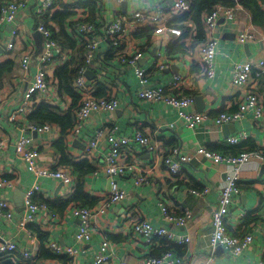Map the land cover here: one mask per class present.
<instances>
[{
	"label": "crops",
	"instance_id": "1",
	"mask_svg": "<svg viewBox=\"0 0 264 264\" xmlns=\"http://www.w3.org/2000/svg\"><path fill=\"white\" fill-rule=\"evenodd\" d=\"M14 1L16 0H0L2 4ZM43 1L28 0L26 7L18 10L15 22L4 24L0 29V64L7 61L14 63L13 73L0 78V142L3 144L0 149V178L14 181V185L0 188V199L12 201L15 206L12 219L0 217V241L16 240L20 250L32 251L35 255L33 264L69 261L67 256L55 255V259L40 257L41 249L45 248L50 252L49 246L54 242L77 249L78 264H95V258L105 240L111 243L113 249V259L108 264H120L122 261L145 264L148 258L162 255L165 251L161 253V249L164 248L180 257L183 264H203L211 254L212 215L220 203L227 166L208 159L199 150L204 148L225 153L223 150L231 146L226 140L244 132L248 139L238 145L240 150L264 151V115L255 118L253 114H249L241 121L224 124H235V129L232 126L223 129V126L215 124L216 117L221 113L236 112L247 94L253 90L258 93L259 101L264 105L262 81L257 84L249 82L242 88L235 87L232 83L236 62L256 64L264 60V28L254 25L253 14L240 4L235 6L234 20L222 17L213 33L218 43L215 77L207 78L201 58L202 45L211 38L204 22L207 13H203L201 18L204 30V33H201L191 14L180 16L172 14L170 7L176 0H127L123 3H116L114 0H53L54 6L43 16L44 18L36 14ZM190 1L192 4V0ZM262 1L264 9V0ZM86 2L92 3L93 8L86 7L84 5ZM67 7L73 8L71 11L74 12V16L63 22V29L64 33L67 32L70 37L77 40V47L86 46L84 43L86 39L75 32L76 26L72 29L73 22L78 24L92 19L93 23L104 31L117 17H129L138 10L154 14L160 9L164 15L172 17L173 21L166 22L163 19L155 27L146 25L133 31L126 29L123 32L124 38L120 49L129 56L143 54L138 60V66L145 70L149 87H168L175 78L171 68L176 66L178 75L185 80L183 93L191 95L194 99L201 97L205 108L203 113L209 116L205 123L191 130L186 127L185 121L178 117L177 112L164 102L139 99L141 85L133 68L120 63L119 60L116 62L114 57L110 56L113 50L111 51L109 45H102L99 48L97 57L90 63L93 67L87 68L95 73L93 80L87 78L93 96L117 97L121 103L114 113H95L78 133L66 135L68 158L74 162L85 160V150L94 132L115 124L125 135H132L133 126L143 130L158 144L161 158L178 147L181 154L189 155L192 160L184 166L180 175L171 176L161 161L155 166L150 155L148 153L140 155L138 151L140 148L137 147L138 159L156 167L150 176L151 185L135 186L131 176L110 179L103 171L86 174L84 192L88 194V199L85 203L91 204L85 206L91 213L89 222L92 234L87 242L77 241L76 235L81 220L72 210V206H75L71 205L73 202L64 208L60 207L63 201L68 200L78 190L79 184L78 175L73 169L61 164L62 153L55 146L61 138V131L58 126L52 125L54 130L50 132L33 133L30 125L37 124L28 119L35 107L42 102L51 104L60 112H66L73 106L72 97L61 92L59 81L56 76L54 77L56 68L62 64L64 57L72 53L71 50H63L61 62H55L48 68L50 83L48 91L35 96L33 104L26 112L16 113L24 105L26 91L46 51L45 38L37 27L43 22L61 45V39L57 36L61 31L60 24L53 16ZM217 7L220 6L214 8ZM179 18L181 22L178 21ZM172 24L183 30L181 38L171 35L165 29ZM15 29L19 30L16 49L8 51L7 43ZM137 33L139 36L135 37ZM241 33H251L255 39L241 43L238 41V35ZM26 52L31 55V60L28 69L25 70L20 59ZM105 59L108 62H105ZM165 62L169 68L161 70L159 66ZM98 92L100 96H97ZM79 98L78 103L82 99L81 94ZM190 110L201 113L196 101ZM14 114L16 118L13 120L11 117ZM22 136L32 139V146L39 154L35 160L38 167L62 169L69 174V181L36 177L19 159L16 152V143ZM100 146L101 149L97 152L98 160L106 152L103 144ZM239 186L240 194L226 216L227 230L231 236L251 234L253 241L237 257L225 250L215 254L218 264L264 262V161L251 163L241 173ZM33 187H38L35 200L45 204L47 211L39 213L36 220L28 226L32 232L30 236L31 233L18 229L24 210L18 212L15 198L19 199L22 197L21 192L25 195V192ZM113 188L126 191L127 197L122 201L107 204V194ZM205 188L209 189L205 196L190 193L192 189L201 191ZM159 201L177 215L190 211L192 218L184 226L172 224L164 217L158 205ZM135 220H147L153 226L164 227L177 236L189 237L190 242L181 246L163 237L156 238L152 245L143 241L138 242L130 227ZM171 245L175 248H168ZM14 257L0 258V264H21L20 260Z\"/></svg>",
	"mask_w": 264,
	"mask_h": 264
},
{
	"label": "built area",
	"instance_id": "2",
	"mask_svg": "<svg viewBox=\"0 0 264 264\" xmlns=\"http://www.w3.org/2000/svg\"><path fill=\"white\" fill-rule=\"evenodd\" d=\"M28 0H16L11 3L3 4L0 8V29L4 24H11L17 19L16 15L19 9L26 7ZM116 3H123L127 0H114ZM238 1V0H235ZM54 6L53 0H44L41 6L36 10V14L43 17ZM191 7L190 0H176L170 7L174 16H180L188 13ZM236 16L235 7H217L214 8L205 18V28L209 32L211 38L202 45L201 58L204 65V72L207 78L215 77V57L217 53V40L213 33L219 22L224 17L228 20H234ZM171 22L172 17L164 15L163 11L158 9L154 14L144 12L141 10L133 12L129 17H117L114 21L107 25L104 31H101L97 25L90 21H81L77 26L78 32L86 37L87 42V56L86 61L90 64L96 57L99 48L102 45H110L113 50V57L116 62L131 66L139 78L141 90L138 92V98L144 101L164 102L172 107L180 119L184 120L188 129L194 130L205 123L209 116L205 113H197L191 111L195 99L190 95L183 93L184 78L180 75H175L168 87H149V82L144 69L138 66V60L143 57L142 53H137L133 56L127 55L120 49L123 41V32L128 29L133 31L141 26L151 25L155 27L161 23L162 20ZM171 35L181 38L183 30L179 26L172 24L165 28ZM37 30L44 36L46 42V51L40 59L37 73L35 74L31 85L28 87L24 105L19 108L16 113L26 112L30 105L33 104L35 96L44 94L49 88L48 68L61 62L64 56L63 48L54 38L52 31H50L44 23L38 25ZM13 36L7 43V50L12 51L16 49V39L19 36V30L13 31ZM255 39L251 33H241L238 35V41L247 43ZM31 55L26 52L20 61L22 67L26 70L29 67ZM161 70L169 68L167 62L159 66ZM88 69L83 67L78 76L73 81V86L81 94V101L75 109V125L71 134L78 133L87 123L88 119L95 113H114L120 106L121 101L117 97H102L97 98L93 96L91 85H89L86 77ZM262 81L261 89L264 92V60L256 64L239 63L234 64L232 83L235 87H245L249 82L257 84ZM253 114L255 118H261L264 115V105L259 101L258 93L251 91L247 94L246 99L239 105V108L234 113H221L215 119V124L223 126L227 123L241 121L246 115ZM15 114L11 119H15ZM133 128L132 135H125L120 132V129L115 125H108L99 128L94 132L86 147L85 157L88 161L96 166V173L103 171L110 179L123 178L131 176L135 186L151 185L150 176L156 169L159 161L162 162L166 172L171 176H178L182 173L186 164L191 162L192 158L189 155L181 154L178 147L173 148L170 153L163 158L160 156V148L149 135L143 130L136 127ZM30 130L33 133L50 132L54 130L52 125H30ZM248 139L246 133H240L236 136L229 137L226 142L231 146H238ZM103 144L105 153L102 158L98 160L97 152L101 149ZM3 144L0 142V149ZM140 148L139 154H149L155 166L146 164V161L138 159L136 149ZM16 152L20 160H22L30 169V171L38 178H49L58 181L68 182L69 174L62 169H49L38 167L35 160L39 154L37 149L32 146V139L22 136L16 143ZM208 159H213L216 162L224 163L228 169L226 172V181L222 186V193L220 203L214 210L212 215V234L210 237L211 254L205 259L203 264H218L216 262L215 252L221 247L233 256L241 255L253 241L251 234H246L243 237H234L229 235L226 227V216L234 204L236 198L240 194L239 181L240 175L251 163L263 162L264 151L253 150L251 152H242L240 155L225 156L218 152L208 151L204 148L199 150ZM98 166V167H97ZM14 181L0 178V188L13 187ZM38 187H33L25 192L23 199L24 211L19 221L18 229L20 231L31 233L28 226L36 220V216L43 210L47 211V206L35 200ZM209 192L208 188L201 191L192 189L191 194L196 196H205ZM106 199L107 204L116 203L124 200L127 197V192L113 188ZM158 205L162 209L164 217L172 224L177 226H184L191 218L192 213L185 211L181 215H177L162 202ZM72 210L80 220L81 225L77 231V241L87 242L91 239V230L89 217L91 215L86 206L75 204ZM15 206L12 201L0 199V217L5 219H12ZM131 230L138 242L152 245L156 238H166L169 242L176 245H187L190 242L189 237L177 236L164 227H155L147 220H135L131 224ZM50 253L57 256H67L70 260L67 263L57 264H75L76 258H79L77 249L70 246H65L59 242L51 243L49 246ZM11 256L22 261H30L35 258V255L30 250H20L17 246L16 240L0 241V258ZM113 259V249L109 241H103L101 249L95 258V264H108ZM74 261V263H73ZM21 262V261H20ZM22 263V262H21ZM120 264H130L127 262H120ZM145 264H183L182 259L176 256L171 250H166L158 257H150ZM260 264H264L261 262Z\"/></svg>",
	"mask_w": 264,
	"mask_h": 264
},
{
	"label": "trees",
	"instance_id": "3",
	"mask_svg": "<svg viewBox=\"0 0 264 264\" xmlns=\"http://www.w3.org/2000/svg\"><path fill=\"white\" fill-rule=\"evenodd\" d=\"M239 4L243 6L244 8L250 10V12L253 14L254 25L264 28V9L262 7V4H263L262 0L261 1L260 0H238V1H235V0H192V4H191L190 10L188 11L187 15L191 14L193 16L192 17L193 21L198 26L201 33H204L203 24L201 22L203 13L209 14L216 6L233 8ZM2 5L3 4L0 2V8L2 7ZM84 5L86 7L93 8L92 3L90 2H86L84 3ZM72 9L73 8L67 7L64 11L55 13L53 18H55L57 22L60 24L61 31L57 35L61 39L62 46L61 45L60 46L63 48V50L72 51L71 54L63 58L62 64H60L56 68L55 70L56 74H54V77L56 76V78L59 81L61 92L68 94L69 96L72 97L73 106L66 112H62V111L60 112L57 108L53 107L51 104L42 102L35 107V109L32 111V113L28 117L29 121L39 126L56 125L59 127V130L61 131V138L56 142L55 146L62 153L61 164L70 166L73 169V172L78 175V178H79L78 190H76V192L73 194L72 197L62 202V205L60 206L61 208L66 207L71 202H73L71 205L80 204L82 206H85L87 204L88 205L91 204V203H85L86 199H88V194L84 192V186H85L84 177L88 173H94V171H96L97 169L95 164L88 161L87 159L82 160L80 162H74V160L69 159L68 158L69 155L67 153L68 146L65 144L66 135L69 133L71 134L74 128L75 109L77 108L78 101L80 100L79 98L80 93L77 90H75L73 86V81L78 76V72L83 67H86V68L93 67L91 64H88L86 61L87 42L84 41V43H86V46L77 47V40L74 39L73 37H70V35H68L67 32L64 33L63 22L67 18L74 16V12L71 11ZM86 21L93 22L92 19L90 20L87 19ZM178 21L181 22L180 18L178 19ZM78 24L73 22L71 26L72 29H74L75 26L77 27ZM149 30L151 31L152 29H149ZM75 32L79 36L86 39L85 35L78 32V30ZM134 36L138 37L139 33L135 34ZM111 55L112 54H110V56ZM104 61L108 62L107 59H105ZM13 71H14L13 62L7 61L6 63L0 64V78L13 73ZM100 95L101 94L98 92L97 96H100ZM223 151L225 153H220V154L239 155L241 152H243L242 150L239 149V146H229L227 147V149ZM234 235H235L234 237H243L242 235L240 236L237 234H234ZM161 242L164 243L163 240H161ZM168 248L171 249L175 247L171 245ZM163 251H166V248L161 249V253ZM42 256L45 258H51V259L52 258L55 259L56 257L52 253L48 252L45 248H42L40 251V257ZM19 260L22 262L21 264H33L35 259L30 260V261H22L19 258Z\"/></svg>",
	"mask_w": 264,
	"mask_h": 264
},
{
	"label": "water",
	"instance_id": "4",
	"mask_svg": "<svg viewBox=\"0 0 264 264\" xmlns=\"http://www.w3.org/2000/svg\"><path fill=\"white\" fill-rule=\"evenodd\" d=\"M246 48H248V46H246ZM92 62H93V61H92ZM171 70H172L173 74H175V75H178V74H179L178 68H177L176 66H172ZM86 77H87L89 80H93L94 77H95V73H94L93 71H91V70H88V71L86 72ZM195 101H196V103L198 104V106H199V108H200L199 111H200L201 113H203L204 110H205V108H204V103H203L201 97L195 98ZM227 126H232L233 129H235V124H231V125H223V129H225V127H227ZM108 191H109V188H108ZM21 194H22V197L20 196L19 199L15 198V203H16V206H17V208H18V212H19V213L22 212V211L24 210V207H23V197H24V193L21 192ZM220 252H223V249H222L221 247H219L215 253H216V255H217V254H219Z\"/></svg>",
	"mask_w": 264,
	"mask_h": 264
},
{
	"label": "rangeland",
	"instance_id": "5",
	"mask_svg": "<svg viewBox=\"0 0 264 264\" xmlns=\"http://www.w3.org/2000/svg\"><path fill=\"white\" fill-rule=\"evenodd\" d=\"M240 145H241V144H240ZM243 152H251V151H243ZM241 153H242V152H241ZM241 153H240V154H241ZM240 154H239V155H240ZM222 155H224V154H222ZM225 156H231V155H225ZM226 166H227V165H226ZM227 169H228V167H227ZM226 172H227V171H226ZM225 175H226V174H225ZM225 181H226V178H225ZM224 183H225V182H224ZM223 185H224V184H223ZM239 188H240V186H239ZM226 227H227V226H226ZM227 232H228V230H227ZM229 235H230V234H229Z\"/></svg>",
	"mask_w": 264,
	"mask_h": 264
}]
</instances>
